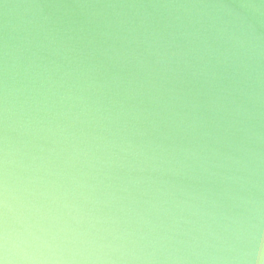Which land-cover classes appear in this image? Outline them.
<instances>
[{"label":"clouds","instance_id":"obj_1","mask_svg":"<svg viewBox=\"0 0 264 264\" xmlns=\"http://www.w3.org/2000/svg\"><path fill=\"white\" fill-rule=\"evenodd\" d=\"M0 264H264V0H0Z\"/></svg>","mask_w":264,"mask_h":264}]
</instances>
